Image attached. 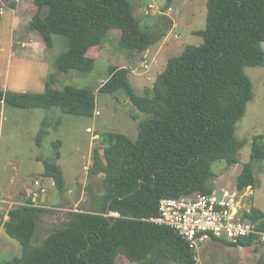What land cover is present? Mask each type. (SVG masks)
Masks as SVG:
<instances>
[{
  "label": "trees",
  "instance_id": "16d2710c",
  "mask_svg": "<svg viewBox=\"0 0 264 264\" xmlns=\"http://www.w3.org/2000/svg\"><path fill=\"white\" fill-rule=\"evenodd\" d=\"M32 1L27 28L37 31L47 48L53 45V35L69 40L68 50L55 61L56 75L92 73L112 30L121 31L120 48L136 61L173 29V22L164 18L170 21L166 27L143 32L132 0ZM46 8L49 11L44 16ZM1 17L0 12V21ZM196 35L204 38V44L186 46L182 55L170 58L166 69L157 74L151 97L135 93L129 69L109 68V78L99 91L113 96L124 90L132 105L149 115L139 124L137 141L124 134L104 135L103 153L94 151L90 171L91 178L104 176V192L92 191L90 209L70 214L67 223L41 247H35L33 240L46 211L32 206L33 198L27 199L28 205L10 209L1 224L20 244L22 256L4 264H116L119 256L133 264H163L164 259L204 264L175 230L143 220L158 215L162 199L212 193L215 163L225 162L229 169L239 164L247 140L236 137V125L254 98L245 68L264 66V0H208L206 29ZM2 104L18 109L58 108L64 114L86 118L96 115L94 92L72 86L55 90L47 85L45 92L35 94L0 90ZM263 139L254 138L251 162L237 177L236 188L241 193L256 185L253 162L264 160ZM43 177L53 180L61 194L67 193L57 163L45 161ZM114 198L111 212L120 217L108 220L106 212ZM246 218L256 222L264 220V214L252 207ZM226 243L253 251L249 240Z\"/></svg>",
  "mask_w": 264,
  "mask_h": 264
},
{
  "label": "rangeland",
  "instance_id": "374dc122",
  "mask_svg": "<svg viewBox=\"0 0 264 264\" xmlns=\"http://www.w3.org/2000/svg\"><path fill=\"white\" fill-rule=\"evenodd\" d=\"M168 1L132 0L141 30L153 33L158 30V26L166 27L165 24H170V21L167 23L164 18L168 19L167 16L171 15L177 22V27L173 30L192 31L191 36L169 30L166 35L170 33V41L167 36L163 37L157 45L150 48V52H146V56L141 57L142 63L134 71L130 62L133 58L128 57L120 48L115 30L106 39L103 48L107 50L97 58L96 68L92 73L70 71L60 75L55 74V61L68 50V38L53 35V45L47 48L40 35L39 39L35 38L34 46L31 36L36 35L37 31L29 29L27 32L25 20H22L25 22L23 25L21 23V27L14 28L16 8L6 3L7 7L0 21V90L35 94L45 92L47 85L55 90H63L66 86L85 88L94 92L96 113L99 112L94 118H86L64 114L58 108L18 109L0 105V199L7 198L6 203H0V208L7 211L8 207L14 208L11 205L17 201L26 204L20 199L19 193L33 187L38 188L34 186L35 181L48 187L53 197L50 205L46 203L41 208L46 212L39 220L33 240L35 247H41L51 233L67 223L69 214H73L69 211L73 209V204L62 200L72 197L67 193L61 194L52 187L53 181L43 177L45 161L61 166L68 188H74L82 180L76 192L77 202L82 201L78 208L82 211L89 210L92 191L95 194L104 192V176H90L92 155L95 150L103 153L104 135L124 134L132 141H137L140 122L149 118V115L139 112L132 105L124 90L113 96L99 91L109 78V68L119 65L129 69L130 65L128 78L131 84L142 94L141 97H151L157 73L166 69L169 59L182 55L186 46L204 44V38L196 33L206 29L208 0H174L172 8H169L171 13L167 7ZM48 11V8L44 10V16ZM262 48L264 51V43ZM31 49L36 51L35 58L26 54ZM144 61L149 65L147 70L142 65ZM245 74L252 82L254 98L248 103L244 117L236 125L235 135L240 140H247V144L239 153V164L231 169L225 162L213 165L215 177L210 185L217 189L236 188L237 177L243 166L251 162L254 138L264 136V66L247 67ZM42 133L45 135L39 141ZM95 135L100 139L96 140ZM262 143L264 145V139ZM57 154H60L58 160ZM87 165H90L89 170H85ZM253 168L256 185L245 192L244 201L247 205L253 204L254 211L264 214V160H255ZM196 255L198 262L204 264H257L259 261L264 262V247L248 253L226 242H209L198 248ZM21 256L22 248L18 241L8 236L4 228H0V264ZM116 264L133 263L126 257L119 256ZM163 264L177 263L164 259Z\"/></svg>",
  "mask_w": 264,
  "mask_h": 264
},
{
  "label": "built area",
  "instance_id": "2783aa9c",
  "mask_svg": "<svg viewBox=\"0 0 264 264\" xmlns=\"http://www.w3.org/2000/svg\"><path fill=\"white\" fill-rule=\"evenodd\" d=\"M6 7L5 0H0L1 14ZM151 8L154 7L151 6ZM142 65L146 70L149 68L146 61ZM89 169L90 165L85 166V170ZM40 184L39 181L34 182L35 187H41ZM45 192L46 190L42 189L36 192L34 197ZM244 194L232 187L214 188L210 194L199 193L188 197L165 198L159 203L158 215L143 221L175 230L195 251L209 242L238 243L243 240L251 241L253 249L264 247V220L254 222L246 218V214H250L251 210L245 204ZM32 206L43 207L42 204L35 203ZM69 211L83 212L78 207ZM111 215V217H120L118 213H111ZM238 249L245 250L243 245H240Z\"/></svg>",
  "mask_w": 264,
  "mask_h": 264
},
{
  "label": "crops",
  "instance_id": "0c3cea01",
  "mask_svg": "<svg viewBox=\"0 0 264 264\" xmlns=\"http://www.w3.org/2000/svg\"><path fill=\"white\" fill-rule=\"evenodd\" d=\"M174 1V0H173ZM173 1H172V3H173ZM11 3H13V4H11L10 6L11 7H15L16 9H15V11L17 12V16H15L16 17V19H15V22H14V28H18V27H21V23H22V25H23V22H25L26 23V29H28L27 28V24H29V22H30V19H31V16H32V9H33V1L32 0H11ZM149 6H151V4L149 5ZM172 8V7H171ZM12 11L13 12H15L14 11V9L12 8ZM168 17V19H172L173 20V28L174 27H177V22H175L174 21V19L171 17V15L170 16H167ZM26 18V19H25ZM22 20H25V21H22ZM171 20V21H172ZM25 25V24H24ZM12 28H13V26H12ZM173 30V29H172ZM28 31H30L29 29L27 30V32ZM114 31L115 30H112L111 32H110V34H109V36L110 35H112L113 33H114ZM188 32H190L187 36H191L192 35V31H188ZM170 33H168V35H169ZM168 35H167V40H169L170 41V36L168 37ZM117 37L118 38H120L121 37V31H119V30H117ZM31 38H32V44L35 46V44H36V40H35V38L36 39H39L40 38V34L38 33V32H36V35H32L31 36ZM32 50V49H31ZM105 50H107V48L105 49V48H101L100 49V56L104 53V51ZM36 51L35 50H32L30 53L29 52H26V54H27V56L29 55V56H32V57H34L35 55H34V53H35ZM147 52H150V50H148ZM145 55V54H144ZM35 58V57H34ZM138 60V59H137ZM130 61L131 63H132V65H133V70L135 71L136 69H138L139 67H138V65L140 66V64L142 63V59L141 58H139V60L138 61ZM118 67L119 68H121V66H119L118 65ZM128 68L130 69V65L128 66ZM161 72V71H160ZM158 74V73H157ZM130 81V80H129ZM131 83V82H130ZM104 84V83H103ZM102 84V85H103ZM132 85V84H131ZM132 87H133V89L135 90V93L138 95V96H142V94L140 93V92H138V90L136 89V87L135 86H133L132 85ZM99 112H97L96 114H98ZM94 138L96 139V140H98V139H100L99 138V136H97V135H95L94 136ZM61 167V166H60ZM231 169V168H230ZM63 170V169H62ZM242 172V171H241ZM63 173H64V171H63ZM88 174V173H87ZM235 174V173H234ZM236 174H238L237 172H236ZM241 174V173H240ZM239 174V175H240ZM64 177H65V175H64ZM51 180V179H50ZM51 181H53V180H51ZM82 180H80V181H78L77 183H76V186L74 187V188H68L67 187V185H66V188H67V194L68 195H70L69 197H72V199L70 200V199H62V200H66V201H68L69 203H72L73 204V207L72 208H74V207H78L79 206V204H81V202L79 203V202H77V193L76 192H78V186L79 185H81V182ZM65 182H66V178H65ZM41 185V187H38V188H32V189H30V190H23V191H20V193H19V195H20V199H23L25 202L27 201V199H29V198H33L32 199V201H33V203H35V204H46V203H48L49 205H50V203L52 202V200H53V197H52V195L50 194L51 193V191L49 190V188L48 187H43V185L42 184H40ZM52 187H55L54 186V182H53V185H52ZM42 189H45L46 190V192L45 193H40L39 194V196L38 197H34V194L36 193V192H38V191H41ZM248 190H250V189H248ZM82 191V190H81ZM80 191V192H81ZM84 191V190H83ZM50 192V193H49ZM76 193V194H75ZM102 194V193H101ZM81 196H83V192H82V194H81ZM19 199V200H20ZM7 202V198L5 197V198H2V199H0V203L1 204H4V203H6ZM21 203H19L18 201L17 202H14L11 206H19ZM10 209H12V207H8V209H7V211H5V209L3 208V207H1L0 208V228L2 229L3 228V225L1 224V220L3 221V222H5L7 219H8V212L10 211ZM70 215V214H69ZM3 216V217H2ZM68 218H69V216H68ZM68 221V220H67Z\"/></svg>",
  "mask_w": 264,
  "mask_h": 264
},
{
  "label": "water",
  "instance_id": "95a60500",
  "mask_svg": "<svg viewBox=\"0 0 264 264\" xmlns=\"http://www.w3.org/2000/svg\"><path fill=\"white\" fill-rule=\"evenodd\" d=\"M174 33H179V34H184V35H188L190 32L188 31H183V30H178V29H174L173 30ZM119 199H123V197H118ZM117 198H114L110 203H109V206H108V209H107V212H106V217L108 218V220H111V205L113 203V201H115ZM253 207V204H250L248 205V208L249 210H251Z\"/></svg>",
  "mask_w": 264,
  "mask_h": 264
}]
</instances>
